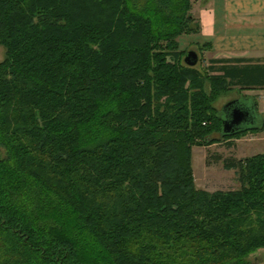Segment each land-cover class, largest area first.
<instances>
[{"label": "trees", "instance_id": "obj_1", "mask_svg": "<svg viewBox=\"0 0 264 264\" xmlns=\"http://www.w3.org/2000/svg\"><path fill=\"white\" fill-rule=\"evenodd\" d=\"M190 0H0V264H258L264 152L222 158L225 75L186 65ZM221 106V105H220Z\"/></svg>", "mask_w": 264, "mask_h": 264}, {"label": "crops", "instance_id": "obj_2", "mask_svg": "<svg viewBox=\"0 0 264 264\" xmlns=\"http://www.w3.org/2000/svg\"><path fill=\"white\" fill-rule=\"evenodd\" d=\"M189 12L198 23V31L185 37L199 50L197 66L212 74L225 75L229 80L230 87L221 105L236 98H248L261 119L264 0H190ZM254 132L255 139L263 137L260 130ZM232 141V146L237 145L238 140Z\"/></svg>", "mask_w": 264, "mask_h": 264}, {"label": "rangeland", "instance_id": "obj_3", "mask_svg": "<svg viewBox=\"0 0 264 264\" xmlns=\"http://www.w3.org/2000/svg\"><path fill=\"white\" fill-rule=\"evenodd\" d=\"M185 36L187 35L183 34L178 38V49L184 51L180 54V59L183 58L185 52L188 50H194L196 53L199 51L197 47L190 45ZM2 58L3 48L0 45V60ZM197 64L198 63H196V66ZM225 94H227V91L221 93L218 99L214 102V105L219 107L218 112H220L221 107L223 106V104L221 105V102L223 98L226 97ZM260 132L263 133V137H257L256 139V135H253L255 132L251 131H247L239 136H236L235 139L238 140L237 145L230 147H226L222 141L220 143H212L206 146H192L190 165L194 186L209 192L214 190L225 191L237 189L239 184L234 175V171L232 169L223 168L221 161H215L213 155L219 154L222 158H224L232 156L233 154L236 157L242 158L256 154L258 151L259 153L264 152V130H260ZM250 137L253 139L251 140ZM248 258L258 264H264V248L256 249L248 256Z\"/></svg>", "mask_w": 264, "mask_h": 264}, {"label": "water", "instance_id": "obj_4", "mask_svg": "<svg viewBox=\"0 0 264 264\" xmlns=\"http://www.w3.org/2000/svg\"><path fill=\"white\" fill-rule=\"evenodd\" d=\"M182 61L192 66L197 61L194 50L185 52ZM221 134H231L244 129L258 128L261 119L256 116L253 104L245 98H236L223 104L219 112Z\"/></svg>", "mask_w": 264, "mask_h": 264}]
</instances>
